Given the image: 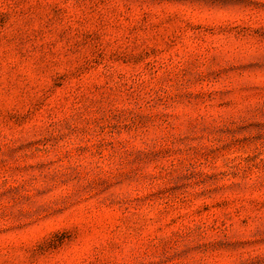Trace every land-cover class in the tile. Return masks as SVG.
Masks as SVG:
<instances>
[{
  "label": "rangeland",
  "instance_id": "1",
  "mask_svg": "<svg viewBox=\"0 0 264 264\" xmlns=\"http://www.w3.org/2000/svg\"><path fill=\"white\" fill-rule=\"evenodd\" d=\"M0 264H264V0H0Z\"/></svg>",
  "mask_w": 264,
  "mask_h": 264
}]
</instances>
